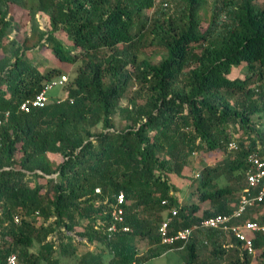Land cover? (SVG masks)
I'll list each match as a JSON object with an SVG mask.
<instances>
[{"label": "trees", "instance_id": "16d2710c", "mask_svg": "<svg viewBox=\"0 0 264 264\" xmlns=\"http://www.w3.org/2000/svg\"><path fill=\"white\" fill-rule=\"evenodd\" d=\"M206 2L0 0L1 49L8 34L18 31L15 23L25 25L41 14L49 28L37 27L43 46L63 67L82 63L61 87L63 101L49 96L44 107L25 113L21 104L63 74L55 67L41 72L26 57L36 46L32 31L9 40L14 61L10 56L0 61V111L9 113L0 127V264L12 254L23 264H58L57 248L64 256L75 249L70 235L56 247L55 234L80 224L76 235L103 245L112 256L102 262L100 254L88 252L74 264H143L181 246L176 251L184 264H250L239 243L222 244L225 236L216 231H197L174 245L161 244L158 233L172 209L169 234L231 213L246 187L247 156L264 160V132L253 123L264 120V0H212L210 8ZM14 10L20 13L16 19L10 16ZM151 48L150 55L139 57ZM156 51L164 56L153 63ZM242 69L243 76H232ZM134 82L144 90V103L121 108ZM116 109L125 123L119 131L112 118ZM230 142L235 151L228 150ZM195 151L223 157L192 179L207 210L181 205L169 182L171 175L194 173L188 157ZM49 155L62 161L55 166ZM56 172L55 179L45 178ZM222 178L227 185H219ZM39 181L54 184L51 196ZM118 193L130 232L110 237L108 203ZM263 206L264 201L247 208L236 222L263 224L264 215L255 217ZM251 237L264 264V233ZM137 239L156 247L138 259ZM35 243L39 249L32 252ZM207 245L211 251L205 255Z\"/></svg>", "mask_w": 264, "mask_h": 264}, {"label": "rangeland", "instance_id": "374dc122", "mask_svg": "<svg viewBox=\"0 0 264 264\" xmlns=\"http://www.w3.org/2000/svg\"><path fill=\"white\" fill-rule=\"evenodd\" d=\"M211 1L212 0H207L206 2L207 8H210ZM14 11L10 12L11 17H14V16L16 17L20 14V13H17L16 10ZM149 15L150 13L148 14V16ZM15 17L14 19H16ZM15 24L18 27V31H12L11 33H9L8 38H6L7 40H3V42L1 43V47L3 48L2 49L0 48V61L5 56L11 57V53H12V50H14V47L11 44V42H9V40H13L16 37L18 39H21L23 37L22 36L23 31H27L28 35H30L32 31V33L34 34L33 36L34 40L31 42V44L35 43L36 46H34L32 50H30L29 54H27L26 57L29 56L28 59L31 60L33 64L36 65L38 70L41 72L45 71L48 68L55 67L57 69H60L62 74L68 77V81L69 80L71 81V79H74L77 73L78 67L82 64L81 61H78L75 64H72L71 66L63 67L62 64L58 60H56V58L53 57L52 51L48 47L43 46L44 40L41 41V39H39L40 37L37 36L36 34L37 31L39 30L45 31V32L48 31L49 28L47 26L46 17L37 16L35 20L29 23H25V25H23L21 22L15 23ZM37 27L39 30L37 29ZM15 33H17V35H15ZM38 39L40 40V42H38ZM59 40L63 43L65 48L69 47L67 38L65 36L59 37ZM152 51H153V48L146 49L145 52L139 51L138 54L140 58H143V57H147L146 55H150ZM163 56H164V53L162 51L161 52L156 51V53L153 55L151 60L153 63H158ZM11 58H12L11 61H14V58L13 57ZM128 69L129 71H132L131 67H128ZM243 74H244V69L237 70V71L235 70L233 71L232 76L238 75L239 77H241L243 76ZM66 87H68V85ZM65 91L66 90L64 88L57 86L49 93V95L52 96V98H57V97L63 98V96H65ZM142 95H144V90H142L134 82L133 85L131 86V89L128 90L124 98L121 99L120 107L125 108L127 106L132 105L133 102L137 104L144 103L143 98H141ZM120 117L121 115L119 113V110L116 109L115 114L112 117L114 121V127H115L114 130L116 131L121 130L125 125V123L121 121ZM253 123L258 124V129L264 132V120L254 119ZM100 129H101L100 127H97L95 131L100 132ZM49 158L54 162L55 166L62 161V157L59 155H49ZM222 158L223 157L218 154L214 156H209V154L207 153L195 151L194 153L190 154V156L188 157L189 165L192 167L194 173H192L190 177L188 176L178 177L175 175H171L169 177V182L174 187V196L177 197L181 205L194 203V204L200 205L202 210L209 209L208 201H202V203L199 202L198 200L199 193L196 189V183L195 181H192V179H195L194 174L199 173L204 167H214L216 164L221 163ZM57 175L58 173L56 172L54 174L45 176V178L55 179ZM39 182H41L44 185L43 192L51 196L53 194L52 191L54 189L53 187L54 184L45 185L46 183L44 181H39ZM30 185L32 186L33 183L31 182ZM219 185L225 186L227 185V183L222 178L219 180ZM166 213L167 211H164L162 215L165 217ZM255 213H256L255 217H260L264 215V206L261 209L256 210ZM201 214L202 213L200 211L197 215H201ZM37 221L40 222V219L38 218ZM81 225L82 224H80V226L74 227V230L72 232H69V233L65 232L64 229L62 228L61 231L58 232L59 234L58 233L55 234L56 235V238H55L56 247H57V244H59L60 240L66 239L64 238V236L70 235L73 238V240L71 241V248L75 249L73 253H71V250H69V253H67L64 256L63 254L59 253V249L57 248L55 250L54 258L56 259V261H58V264H74L76 262L77 257H81L82 255L88 252L100 254L102 262H108L112 256V253H110L109 250H107L103 245L98 244V243L88 244L86 239H82L81 237L76 235L82 231V228H80ZM50 238L51 237H49V239ZM223 241H222V244L225 243V241H229V239H227L226 237L225 238L223 237ZM133 245L135 249L136 258L138 259L139 257L147 256L149 254L148 252L149 249H153L156 247V246H151V243L147 242V240H139V239L134 241ZM38 249H39V244L35 243L31 251L37 252ZM210 251H211V246L207 245V247L204 249V254L208 255ZM259 254H260L259 251H257L256 255L254 257H251L252 259H251L250 264H263V259L258 256ZM135 264H138V262H135ZM143 264H184L183 253H178L177 251H169V252L162 254L160 257L148 260L147 262Z\"/></svg>", "mask_w": 264, "mask_h": 264}, {"label": "built area", "instance_id": "2783aa9c", "mask_svg": "<svg viewBox=\"0 0 264 264\" xmlns=\"http://www.w3.org/2000/svg\"><path fill=\"white\" fill-rule=\"evenodd\" d=\"M67 81L68 77L63 74L45 83L40 92L37 93L34 98L21 104L19 110L28 113L33 108L44 107L50 99L49 93L57 86H64ZM56 99V102H60L63 101L65 97ZM8 116V112L0 111V127ZM236 149L237 146L234 142H230L228 144L229 151H235ZM246 159L248 164V167L245 170L246 187L243 190V194L239 198L237 206L231 213L201 219L198 223H195L188 228L176 231L174 234H169L167 229L172 221V218L176 215L175 209L169 210L168 213L170 216L161 223L158 229L160 243L163 245H174L177 241H183V243H185L192 238L193 233L197 231L211 230L223 234L227 239H233L236 243H239V248L242 252H245L247 256L254 257L256 255V249L253 247L251 236L253 233H264V223L259 224L251 221L241 223V221H236L243 217L247 208H252L264 201V160H260L256 154H249ZM195 177H198V174H196ZM96 193H99V189H96ZM106 203H108V199H106ZM108 205L111 218V223L106 230L108 235L111 237L117 232H130L129 227L124 224L125 200L123 194L118 193L114 196V201L110 204L108 203ZM13 221L15 224L19 223L18 217H14ZM97 224H100V222L98 221ZM178 249L181 250L183 247L173 248L172 250L176 251ZM4 264L23 263H21L18 258L12 254L6 258Z\"/></svg>", "mask_w": 264, "mask_h": 264}, {"label": "crops", "instance_id": "0c3cea01", "mask_svg": "<svg viewBox=\"0 0 264 264\" xmlns=\"http://www.w3.org/2000/svg\"><path fill=\"white\" fill-rule=\"evenodd\" d=\"M37 16L40 17V16H43V15H41V14H37L36 17H37ZM63 97H64V96H63Z\"/></svg>", "mask_w": 264, "mask_h": 264}]
</instances>
